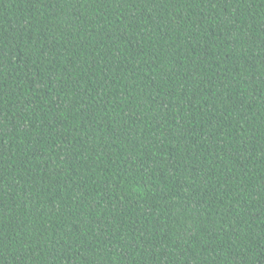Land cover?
I'll use <instances>...</instances> for the list:
<instances>
[{
    "label": "trees",
    "instance_id": "trees-1",
    "mask_svg": "<svg viewBox=\"0 0 264 264\" xmlns=\"http://www.w3.org/2000/svg\"><path fill=\"white\" fill-rule=\"evenodd\" d=\"M0 264H264V0H0Z\"/></svg>",
    "mask_w": 264,
    "mask_h": 264
}]
</instances>
